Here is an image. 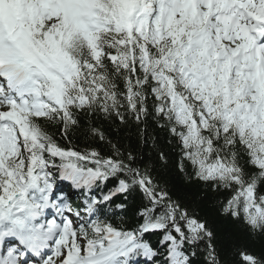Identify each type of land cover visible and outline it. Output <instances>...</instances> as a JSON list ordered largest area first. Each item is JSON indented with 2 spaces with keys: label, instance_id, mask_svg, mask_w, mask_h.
Segmentation results:
<instances>
[{
  "label": "snow or ice",
  "instance_id": "1",
  "mask_svg": "<svg viewBox=\"0 0 264 264\" xmlns=\"http://www.w3.org/2000/svg\"><path fill=\"white\" fill-rule=\"evenodd\" d=\"M0 264H264V0H0Z\"/></svg>",
  "mask_w": 264,
  "mask_h": 264
},
{
  "label": "trees",
  "instance_id": "2",
  "mask_svg": "<svg viewBox=\"0 0 264 264\" xmlns=\"http://www.w3.org/2000/svg\"><path fill=\"white\" fill-rule=\"evenodd\" d=\"M151 123V122H149ZM103 127H107V125H102ZM51 134L54 135L55 139L61 144V145H66L68 143L67 140L62 139L59 131L57 130L56 127H50L48 128ZM134 131V130H133ZM149 132L155 135L156 133L153 132V129L150 127ZM131 134V133H129ZM71 143L76 146L79 150H84V148L91 143V137L86 134L84 129H78L75 130L71 133ZM128 141H125V144H127ZM145 152L147 151L146 149L144 150ZM146 158V157H145ZM112 185L109 184V187ZM117 220H119V217H117ZM147 239H150L152 242H155L157 237L155 236H148L146 237ZM257 252H259V246H256L255 249Z\"/></svg>",
  "mask_w": 264,
  "mask_h": 264
}]
</instances>
